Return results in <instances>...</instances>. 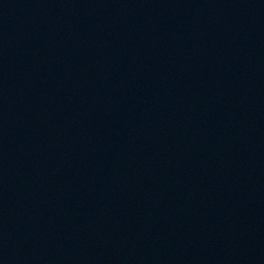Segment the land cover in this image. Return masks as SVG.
Masks as SVG:
<instances>
[{"label": "water", "instance_id": "95a60500", "mask_svg": "<svg viewBox=\"0 0 264 264\" xmlns=\"http://www.w3.org/2000/svg\"><path fill=\"white\" fill-rule=\"evenodd\" d=\"M0 264H264V0H0Z\"/></svg>", "mask_w": 264, "mask_h": 264}]
</instances>
